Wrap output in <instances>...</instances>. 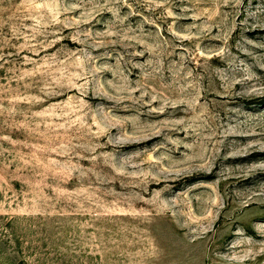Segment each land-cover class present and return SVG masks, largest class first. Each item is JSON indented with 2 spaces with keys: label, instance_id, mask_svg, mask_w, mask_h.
<instances>
[{
  "label": "rangeland",
  "instance_id": "374dc122",
  "mask_svg": "<svg viewBox=\"0 0 264 264\" xmlns=\"http://www.w3.org/2000/svg\"><path fill=\"white\" fill-rule=\"evenodd\" d=\"M0 264H264V0H0Z\"/></svg>",
  "mask_w": 264,
  "mask_h": 264
}]
</instances>
